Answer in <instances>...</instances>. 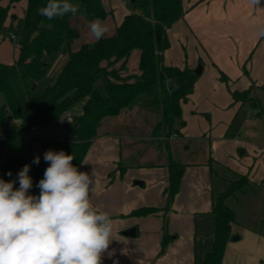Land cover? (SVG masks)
<instances>
[{
	"label": "crops",
	"instance_id": "0c3cea01",
	"mask_svg": "<svg viewBox=\"0 0 264 264\" xmlns=\"http://www.w3.org/2000/svg\"><path fill=\"white\" fill-rule=\"evenodd\" d=\"M28 1L21 0L14 4H10V0L1 2L3 6L10 5L7 27L12 17L24 18ZM113 1L105 0L111 6L112 15L102 21L104 24H109L114 17ZM183 7L186 11L184 18L168 30L170 48L165 52L164 62L168 66L188 68L194 72L198 63H202L203 67L193 93L182 104V119L185 124L179 129L178 135L168 138L173 144H166L167 155L164 156L161 143L165 138H153L152 133L150 134L151 127H148V132L141 130L137 115L139 108L135 107L123 111L112 123L107 119L99 124L97 137L78 169L90 175L95 172V183L90 192L91 202L100 211L109 213L113 221L112 241L102 256V264H202L212 250L215 230L212 214L213 165L211 168L208 159L218 163L220 159L211 156L217 150L210 143L211 138L203 139L206 137L205 133L193 130V125L198 121L195 116L199 113L208 114L206 108H196L190 102L204 83H207L205 86H210V94L217 101L215 103L222 107L234 104V92L250 89L254 97L264 90V37L258 35L259 28L264 27V0H260L259 5H252L249 0H183ZM124 13L123 18L131 12L126 10ZM123 18L113 26L115 30ZM74 21L87 24L81 17ZM114 33L115 31L112 35ZM95 42L92 40L88 44ZM19 54L17 41L12 40L9 35L1 38L0 64H14ZM57 58L59 67L62 68L68 54L63 53ZM136 63L135 73H138L139 55ZM127 71L133 73L129 69V62ZM220 73L225 74L227 82L221 81ZM104 86L105 82L99 86L100 90ZM81 108L82 104L71 112L79 113ZM59 125L60 121L44 128L42 132L49 134ZM137 128L144 135L136 136ZM4 129L9 135L11 122ZM63 131L59 135L62 140L68 135L64 126ZM145 132L149 133L148 137ZM136 139L149 143L137 144ZM153 139L158 143L154 152L152 145H149ZM194 140L202 144L208 142L209 158L206 156L197 161L185 162L173 156L182 150V146L188 151L189 143ZM236 143L243 145L240 139ZM136 144L140 149L134 151ZM240 151H243L240 155L246 154L243 149ZM136 154L140 155L141 160L131 165L130 161ZM259 154L264 163V146ZM152 157L162 159L153 162ZM170 160L184 164L186 168L179 192L169 209H166L165 191L169 186ZM223 162L234 173L247 175L255 185V190L263 191L264 197V164L258 172H249L250 169L233 164L230 160ZM143 208L160 211L147 216H131L134 211ZM236 215L237 221L232 225V238L227 242L222 264H264V220L259 217L257 223L261 226H257L258 224L252 225L239 220L237 212ZM131 229H135L136 235L126 236L125 232ZM165 235L170 238L162 252Z\"/></svg>",
	"mask_w": 264,
	"mask_h": 264
},
{
	"label": "trees",
	"instance_id": "16d2710c",
	"mask_svg": "<svg viewBox=\"0 0 264 264\" xmlns=\"http://www.w3.org/2000/svg\"><path fill=\"white\" fill-rule=\"evenodd\" d=\"M2 1L0 41L6 35L10 38L15 36L20 54L14 64H0V179L16 180L19 170L29 164V175L33 180L30 194L38 196L40 189L36 185L43 178L45 169L33 164L32 157L23 150L29 131L34 126L46 128L61 121L65 113L71 114L80 104L81 111L71 114L67 140L50 148L72 155V164L77 169L97 137L99 124L125 110L135 107L154 109L158 122L152 130L153 138H171L179 134V129L185 124L182 104L193 93L198 76L188 68L166 65L164 55L170 48L169 28L185 16L183 0H130L133 12L123 18L113 35L94 44L85 43L78 49H73V44L81 36L74 19L81 17L89 22L107 20L112 10L105 0H69L79 6L76 16L68 14L52 20L37 12L48 0H29L24 18L12 17L8 27L6 21L10 5L3 6ZM19 1L10 0V4ZM135 51L139 52V71L129 73L127 64ZM63 52H67L68 59L55 81L38 91L49 66ZM101 78L105 79V86L99 90L97 84ZM166 78L173 83L166 84ZM220 79L228 81L223 73H220ZM232 96L233 103L241 104L239 110H242L244 101L251 109L259 110V100L251 96L250 89L234 92ZM9 113L12 119L21 123L16 125L11 121L10 134L2 137ZM260 115L259 112L257 116ZM46 151L44 149V153ZM185 168L186 165L173 160L168 163L166 209L179 192ZM228 171L233 178H225L228 182L226 188L218 192L213 188L214 240L212 250L202 264H222L227 242L232 238V225L237 221L236 211L228 200L239 193H246L253 185L247 175ZM8 172L12 175L8 176ZM14 187H19L18 182ZM159 211L143 208L131 216H147ZM169 238L164 236L162 252Z\"/></svg>",
	"mask_w": 264,
	"mask_h": 264
},
{
	"label": "clouds",
	"instance_id": "9594fccd",
	"mask_svg": "<svg viewBox=\"0 0 264 264\" xmlns=\"http://www.w3.org/2000/svg\"><path fill=\"white\" fill-rule=\"evenodd\" d=\"M249 2L260 4V0ZM78 11L79 6L69 0H48L37 9L48 20L74 17ZM88 30L95 41L109 31L99 19L90 21ZM258 35L264 37V27ZM165 83L173 81L166 78ZM43 159L48 167L36 185L38 196L30 194L29 164L19 170L16 180L0 179V264H102L112 241L113 221L91 202L95 172L78 171L73 156L62 150H48ZM32 163L38 165L40 157Z\"/></svg>",
	"mask_w": 264,
	"mask_h": 264
},
{
	"label": "rangeland",
	"instance_id": "374dc122",
	"mask_svg": "<svg viewBox=\"0 0 264 264\" xmlns=\"http://www.w3.org/2000/svg\"><path fill=\"white\" fill-rule=\"evenodd\" d=\"M107 5L109 6V8H111L109 4ZM112 8L114 11V17L108 22L109 24H106L109 31L104 37L112 35V32L115 31L113 26L120 22L126 10H129L131 13L133 12V8L130 5V0H114L112 3ZM88 23L89 21H87V24L74 21V24L78 28L81 36L79 40H77L73 44V49H78L83 44L92 42L93 39L89 34ZM7 42L12 45L10 40H7ZM63 53H60L59 55ZM59 55L57 57H59ZM138 55V51L133 52L129 61V69L133 73H135V71L137 70L136 61L138 60ZM57 57L49 66L44 79L40 83L38 91L42 88L52 85L55 81L58 75V70L59 68H61L59 67V60H57ZM200 65L203 67L202 63H198L196 69H198ZM205 75L206 74H204V76ZM104 82V78H101L98 82L97 87L99 88V90V86ZM205 84L207 83L202 84V89H200L198 94L194 96V100L190 103H194L196 108H206L205 111L208 114L199 113L195 116L198 121L195 123V125H193V130L196 132L200 130V132L205 133L206 137H203V139H208L209 137L211 138L210 143L214 144L217 147L216 152H212L211 156L213 158H219L220 160L218 161H220L221 164L213 159L210 160V153H208V142L202 144L201 142H197V140H194V142H190L191 144L189 143L188 151L185 150V146H182V150L177 151L175 154H173V156L184 160L185 162L197 161L198 159H202L207 156V158H209V164L212 163L215 171V173L213 174V188L215 189V192H218L226 188L228 182L225 178H233L229 174L228 170L230 169L226 167L228 164L224 163L223 161L230 160L233 164L242 165L247 170L250 169L249 172L251 170L253 172H258L261 168V165L264 164L263 162H261L262 159L260 160L259 154V150H262V146H264V90L261 93L255 94L254 97L251 95L253 98L259 100V110L251 109L247 101L243 102L244 104L242 105V110H239L241 107V104L239 102H237L236 104H232V106L227 105L226 107H222L221 105L216 104L217 101L214 99L213 95L210 94V86H205ZM153 110L154 109L150 110L148 108H139V113L137 114L139 116V124L137 122L135 123L140 125L141 130L145 129L148 132V127H151V130H153L155 124H157L156 122H158V117ZM259 112L261 113V115L257 116ZM114 119L115 117L110 118L108 121L112 123ZM8 122H11V120L8 119ZM64 123V121H60V125L58 126V128L55 131H50L49 134H44L42 132L44 128H39L38 133L31 134L25 141L23 145V150L25 151V153L29 154L32 159H34L36 156L40 157V163L38 165H35L46 169L48 167V164L45 163L43 159L44 149L48 151L51 147L56 146L57 142L67 140L68 135L67 137L64 136L65 138L63 137V140L61 137H59L60 133L64 132ZM251 126H253L252 129L250 128ZM135 131L136 136H139V134L144 135L143 133H141L139 128H137ZM135 131L132 130L133 133ZM151 133L152 131L150 132V134ZM1 135L2 137H7L8 133L5 132L4 129ZM148 136L149 133H147L146 137ZM237 139H240L243 142V145H238L236 143ZM136 140L137 144L146 142L145 144L147 145L149 143L148 141L143 139ZM150 142L151 143L149 145H152L151 149L152 152H154L155 148H158V143L155 142L154 139L153 141L150 140ZM168 142L173 144L172 141H169L168 138L161 140V143L163 144L162 149L164 156L167 155L165 146ZM137 144L135 147H133L134 151L140 149ZM240 149L246 151V154L240 155ZM164 156L162 155V157ZM162 157H157L156 159L152 157V161L157 162L161 160ZM140 160V155H134L130 161L131 165L137 164L138 162H140ZM255 189V185L253 184L246 193H239L236 197L230 198L228 200V204L232 208H234V210H236L239 220L245 221V223H250L252 225L258 224L257 226H261L257 222L259 217L264 220V214L262 215L264 197L262 190L256 191Z\"/></svg>",
	"mask_w": 264,
	"mask_h": 264
},
{
	"label": "built area",
	"instance_id": "2783aa9c",
	"mask_svg": "<svg viewBox=\"0 0 264 264\" xmlns=\"http://www.w3.org/2000/svg\"><path fill=\"white\" fill-rule=\"evenodd\" d=\"M12 40L14 41H17V39L15 38V36H12ZM7 118L10 119L14 124L16 125H20V120H17V119H12V115L9 113L7 114ZM61 121H64L65 123L67 122H71L72 121V115L70 113H65L62 117V120ZM38 132V127L34 126L30 129L29 131V134H33V133H37ZM240 143V141H239Z\"/></svg>",
	"mask_w": 264,
	"mask_h": 264
},
{
	"label": "water",
	"instance_id": "95a60500",
	"mask_svg": "<svg viewBox=\"0 0 264 264\" xmlns=\"http://www.w3.org/2000/svg\"><path fill=\"white\" fill-rule=\"evenodd\" d=\"M131 1L133 2L134 0H131ZM201 72H202V66L200 65L198 67V69L195 70V74L197 76H199V75H201ZM34 88H35V86H34ZM68 126H69V122L65 123L64 124V129L67 130L68 129ZM240 154H243V151H240ZM125 235L126 236H132V237H134L136 235V231H135V229H131V230L125 232Z\"/></svg>",
	"mask_w": 264,
	"mask_h": 264
}]
</instances>
